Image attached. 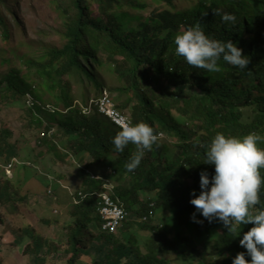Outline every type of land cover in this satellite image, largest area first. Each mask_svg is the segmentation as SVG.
<instances>
[{"label":"trees","instance_id":"trees-1","mask_svg":"<svg viewBox=\"0 0 264 264\" xmlns=\"http://www.w3.org/2000/svg\"><path fill=\"white\" fill-rule=\"evenodd\" d=\"M151 1L172 6L171 0ZM56 2L68 19L62 47L25 59L19 69L11 68V60L0 51V64L10 68L0 79V108L21 102L26 108L23 116L16 119L22 124L20 129L8 124L7 119H0V213L22 216L20 206L28 205L29 197L38 194L58 208L72 205L65 210L66 244H55L26 223L17 232V241L30 240L25 252L34 255L33 264L52 252L59 258L67 256L69 263L76 264L83 255L89 256L88 244L94 238L101 241V248L97 247L100 256L94 260L90 257L89 264H181L182 252L189 247L195 260L189 264H233L240 252H245L250 261L240 240L253 225L241 226L237 237L229 235L219 220L209 222L190 200L194 198L193 191L196 196L201 192L200 173L206 171L210 179L215 174L214 165L204 164V160L217 133L226 137H243L252 132L264 136V0H198L186 10H152L145 20L129 13L118 15L114 9L126 2L130 8L144 10L148 6L146 0ZM89 2L97 4L98 15L91 13ZM0 9L11 14L4 0H0ZM224 13L237 17L235 27L223 22ZM133 21L138 25L126 27ZM198 23L210 39L225 43L231 40L242 49L250 60L248 68L241 70L221 58L218 63L222 71L209 73L177 56L175 36ZM0 36L3 41L10 37L9 23L1 10ZM106 65L122 83L112 91L119 94L120 100L126 97L118 106L131 110L133 124L143 122L156 134L175 139L172 145L162 141L154 144L132 172L126 170L125 164L135 146L129 144L123 152L115 151L112 140L117 132L111 129L106 116L103 119L100 112H95L97 107L86 113L83 107L88 98L81 104L74 96L72 80L78 79L83 85L94 87L96 97L103 98L106 88L99 75ZM17 131L20 137L32 133L36 146L45 149L44 160L48 156L52 163L70 159L77 163L80 190L67 193L69 188L57 183L55 178L59 176L55 172L52 175L50 168L49 175L55 178L37 172L39 178L30 180L24 189L7 179L3 167L12 164L14 174L21 167L17 161L23 149L15 136ZM258 146L264 148V143ZM40 162L38 158L31 165H42ZM260 171L264 177V169ZM113 172L118 182H114L112 195L129 213L115 234L136 227L137 234L152 238L143 242L145 251L141 241H133L130 234L123 236L124 243L122 236L115 238L103 228L101 194L109 181L105 179ZM261 200L264 201V186ZM152 203L153 217L143 222ZM259 210L264 207L257 205L254 211ZM160 214L168 217L169 231L159 220ZM56 217L58 221L60 216ZM154 219L160 223L151 227ZM91 230L96 231V236ZM111 243V250L104 249V244Z\"/></svg>","mask_w":264,"mask_h":264},{"label":"rangeland","instance_id":"rangeland-1","mask_svg":"<svg viewBox=\"0 0 264 264\" xmlns=\"http://www.w3.org/2000/svg\"><path fill=\"white\" fill-rule=\"evenodd\" d=\"M148 6L144 10L139 9H133L129 7V4L126 2H122L120 7H118L116 10V14L122 13V16L129 13L131 16H141V20H145L152 10H165V9H171L172 11L175 10H186L191 5L198 2V0H171L172 6L161 4V3H154L151 0H146ZM4 3L7 7V9L11 12L7 13V11L0 9L2 14L4 15L5 19L9 23L10 28V37L7 41H3L0 36V51L4 52L3 57L9 58L11 60V68L16 67V69H19L21 64L24 62L27 58H33L40 56L41 54H44L47 52L50 48L56 47L60 48L65 43L66 39L64 38V32L66 27V22L68 21L67 15L63 12V10L58 6L56 0H4ZM90 4V11L95 16L98 15V8L96 3L89 2ZM174 8V9H172ZM6 9V10H7ZM16 20H15V19ZM139 22L133 21V23L129 22V24H126V27L132 28L133 26H137ZM0 56V61L3 58ZM9 65L8 64H0V79L7 74L9 71ZM100 79L103 82L104 88H106L103 91V94H107L109 91L112 95L110 97L115 99L116 103H121L122 100L126 99V97H123L120 100V96L118 93L112 91L113 88H117L122 85L120 79L117 77V75L114 73L113 69L110 68V66L106 65V67H102L100 69ZM73 87H74V96L77 99L78 102L83 104V99L88 98L87 104H91L93 100H97L99 97H96L98 95L94 87H92L89 84H82L78 79L72 80ZM86 103L84 104L86 108ZM24 104L17 103L13 104L11 106H3L0 108V119L8 120V124H12V126L16 129H20V126L22 125L19 123L16 119L23 116V112H25L26 108L23 106ZM22 106V108H21ZM154 106H157L156 103ZM83 109L85 110V108ZM87 110V109H86ZM124 111V110H122ZM125 112L131 116V110H125ZM178 118V116L176 115ZM105 119V118H103ZM106 120V119H105ZM18 136L19 142H21V148L23 149L20 153V158L18 159V163L20 169L17 171L16 174L11 173L13 175L12 178H8L11 181L14 182V184L24 189L31 183L30 180L39 178V175H37V172H39L43 177H49L48 168L51 170V174L54 175L57 174L59 176L58 178H55L54 176H51L55 178L61 186H65L69 188V191L67 189L65 190L67 193H74L81 188V179L78 174L77 170V163L73 160H68L65 162L57 163L50 160V157L47 156V158L44 160V157L42 155V152H45L44 148L37 147L35 140L32 138V133H27L26 136L20 137L19 132H16V135ZM174 138H161L158 141L165 142L167 145L174 144ZM41 161L40 164L37 166L31 165L34 160ZM17 164V163H16ZM30 167L31 170L25 169L23 170L22 167ZM46 166V167H45ZM35 168V169H32ZM118 177V176H117ZM117 177H114V180L118 182ZM51 178V179H53ZM106 180V179H105ZM18 188V189H19ZM15 198V197H14ZM17 199V197H16ZM67 199V198H65ZM48 202L46 199L38 194L36 196H30L28 200V205L26 206H20L19 212L23 214V216H28L30 218V222L27 221V224H30V226L33 228L32 230L36 231L40 235L44 236L45 238H54L55 244L60 245V243L66 244L67 241V230L62 228V226L66 225V211L68 208H70L72 205L69 206H63L62 208L55 207L50 204H47ZM50 205V206H49ZM63 209V211H62ZM56 211V212H55ZM2 213V212H1ZM61 214V215H60ZM157 214V213H156ZM60 216L59 220L57 221L56 216ZM132 216V215H131ZM159 216V215H158ZM16 217V216H14ZM159 220L161 223L163 222L165 229H168V231L171 229L169 222L167 221L168 217H164L160 214ZM167 218V219H166ZM134 219V216L131 217V220ZM16 220V219H15ZM10 220L8 223H11V226H8V229H12V237L14 240L18 238L17 232L21 229V226L25 221L21 219L19 222L18 219ZM55 221L59 222L58 224H55ZM14 222V223H12ZM48 222V223H47ZM160 222L156 219L151 223V227H156ZM26 224V225H27ZM173 225L176 226L175 223ZM170 227V228H169ZM223 229L225 227L223 226ZM223 229L220 231L222 232ZM124 231V233H121ZM118 231L117 234H114L115 238H121V236H129L130 234L131 239L133 241H141L140 245L143 247V251H145V242H148L149 239H152L149 235L141 236V234H137L136 227L134 229H123ZM185 234L189 235V231L184 229ZM92 235L96 236V231L91 230L90 231ZM122 234V235H121ZM171 238V236H169ZM16 238V239H15ZM124 238V237H123ZM126 238V237H125ZM125 238L123 239L124 243H126ZM223 236L220 235L219 239H222ZM100 239V237H99ZM158 239H156V242ZM144 242V243H143ZM133 244V242H132ZM89 245L88 253L89 256H84L76 263V264H89V258L91 257L93 260L94 258H97L100 256L98 246L100 247L101 241H98L96 238L92 240V242ZM113 243L104 244V249L111 250L113 248ZM27 247V244L25 245L24 249H21V255L27 257L28 253L25 252V249ZM101 248V247H100ZM206 248L209 250V252H213L211 250V246H206ZM69 249V247H68ZM20 250V249H19ZM103 251V249H100ZM206 253V250H205ZM215 253V252H213ZM51 257L53 256V259L48 262L47 264H71L67 260V256H63L61 258H56L57 254L52 252L49 254ZM170 255L174 256L173 253H170ZM182 258L180 260L181 264H189L190 262L195 261L192 256V248H187V250L182 252ZM28 256H34V255H28ZM44 256V254H42ZM46 256V255H45ZM176 259H179L178 255H175ZM88 258V259H87ZM46 261H41L39 259L36 263L37 264H44L48 261V259H45ZM16 264H27L26 260H22L20 257L18 259L14 260ZM14 264V262H12Z\"/></svg>","mask_w":264,"mask_h":264},{"label":"clouds","instance_id":"clouds-1","mask_svg":"<svg viewBox=\"0 0 264 264\" xmlns=\"http://www.w3.org/2000/svg\"><path fill=\"white\" fill-rule=\"evenodd\" d=\"M214 11L216 15L220 14L218 10ZM222 20L231 27L237 25L234 14L224 13ZM174 44L177 56L183 57L190 66L209 73L222 71L218 63L221 58L241 70L248 68L250 63L243 50L231 40L225 43L210 39L199 23L177 34ZM112 101H115L114 97ZM114 104L124 120L122 124H117L106 115V121L117 132L112 140L115 151L123 152L129 144L135 146L125 164L126 170L132 172L140 165L145 152L151 151L153 145L165 137L156 134L151 126L143 122L134 125L131 116L122 111L116 102ZM96 110L105 118L98 106ZM259 143H264V136L255 132L243 137H226L217 133L207 148L204 160V164L214 165L215 174L210 179L206 171L200 173L201 192L196 196L193 191L194 198L190 200L196 211L209 222L219 220L228 229L229 235L237 237L241 234V226L253 225L240 240V246L246 249L251 260L246 259L245 252H240L233 259V264H264V210L254 211L257 205L264 207L261 200L264 177L260 171L264 169V148L259 147ZM114 176L113 172L111 177L106 178L112 185ZM150 205L154 206L153 203ZM192 218L196 219L195 213Z\"/></svg>","mask_w":264,"mask_h":264},{"label":"built area","instance_id":"built-area-1","mask_svg":"<svg viewBox=\"0 0 264 264\" xmlns=\"http://www.w3.org/2000/svg\"><path fill=\"white\" fill-rule=\"evenodd\" d=\"M110 96V93L104 94L102 101L97 104L100 111L107 115L117 124H122L124 118L121 112L117 109L116 105L113 101H107V97ZM12 169V164L6 166L4 168L6 172V176L8 178H12L10 171ZM104 193L101 194V198L104 202V207L102 209L103 216V228L108 230L111 234H115L117 232L118 227H120L123 222L129 217L128 211L125 209L123 204L117 199V197L113 196L114 185L107 182L103 186ZM107 191V192H105ZM113 196L116 199H112ZM153 205H150L148 210V215L145 216L142 221L147 222L148 219L153 217Z\"/></svg>","mask_w":264,"mask_h":264},{"label":"crops","instance_id":"crops-1","mask_svg":"<svg viewBox=\"0 0 264 264\" xmlns=\"http://www.w3.org/2000/svg\"><path fill=\"white\" fill-rule=\"evenodd\" d=\"M0 216L3 219L0 222V264H13L12 262H14V264H16V262L14 260L18 259L19 257L23 261L26 260L27 264H33V262H32L33 256L27 255V257H25V256L21 255V249H24L26 244L28 246L30 244V240L28 238H24L23 240H20V241L19 240L17 241V239L15 238L16 240H14L12 237V229L11 230L8 229V226H11V223L7 224V222H9L10 220L13 221L15 219L16 220L18 219L19 222L21 221V219H23V221H25L24 223L27 224V221H29L30 218L28 216L24 217L23 214H22V216L14 217V216H11L9 214L6 215L4 212L0 213ZM12 223H14V222H12ZM63 227L64 226H62V228ZM21 229H22V226H21ZM48 239L50 241H54L55 237L54 238L49 237ZM40 255H42V254H40ZM45 257H46V259H48V261L45 262L44 264H47L48 262H50L53 259V256L51 257L49 254H47V256H44V258ZM44 258H43V261H45ZM56 258L59 259L58 256H56ZM39 259L37 258V261Z\"/></svg>","mask_w":264,"mask_h":264},{"label":"bare ground","instance_id":"bare-ground-1","mask_svg":"<svg viewBox=\"0 0 264 264\" xmlns=\"http://www.w3.org/2000/svg\"><path fill=\"white\" fill-rule=\"evenodd\" d=\"M102 101V96L100 97V98H98L97 100H93V102H91V104H89V106L87 107V108H85V112L86 113H90V112H92V110H93V108H95V107H97V105L96 104H98L99 102H101ZM107 101H112V98L110 97V96H108L107 97ZM87 109V110H86ZM107 115V113L105 114V116ZM8 165H10V164H8ZM7 165V166H8ZM4 168L5 167H3V170H4ZM10 173H11V171H10ZM7 177V176H6ZM7 179H8V177H7ZM105 192H107V191H105ZM108 193V192H107ZM56 212V211H55Z\"/></svg>","mask_w":264,"mask_h":264}]
</instances>
